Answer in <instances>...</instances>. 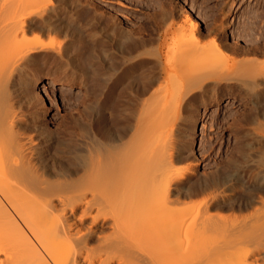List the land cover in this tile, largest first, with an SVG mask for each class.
Masks as SVG:
<instances>
[{
	"label": "bare ground",
	"instance_id": "6f19581e",
	"mask_svg": "<svg viewBox=\"0 0 264 264\" xmlns=\"http://www.w3.org/2000/svg\"><path fill=\"white\" fill-rule=\"evenodd\" d=\"M80 1L0 0V264H264V9L135 0L133 30ZM45 80L80 91L55 127Z\"/></svg>",
	"mask_w": 264,
	"mask_h": 264
},
{
	"label": "rangeland",
	"instance_id": "374dc122",
	"mask_svg": "<svg viewBox=\"0 0 264 264\" xmlns=\"http://www.w3.org/2000/svg\"><path fill=\"white\" fill-rule=\"evenodd\" d=\"M82 1L84 2L85 0H81L80 2L83 3ZM92 1L95 2V4L93 3L94 5L96 6L98 5L97 7L98 8L100 7V9L106 12L109 16L113 14L117 15L119 17L120 22H122L121 24L128 29L133 28L134 30L146 24V21L144 20L146 19L147 12L142 7H140L141 4H139L135 0H92ZM182 1L183 2L186 1L185 2L186 5L188 3H190L191 5V0H178L179 6L181 7L183 4ZM239 2H238V8L235 11V15L233 16V18L235 17L238 18L239 14L247 5L251 6V4H253L252 7L255 8L258 7L260 12H262L261 10L264 9V0H243V1L239 0ZM261 3L262 5H260ZM190 5L188 7H190ZM211 5H215V4H211ZM144 11L146 13H144ZM37 91H39L40 93ZM36 92L37 94L39 93L38 94V98L40 97L39 101L42 100L41 98H44L45 102H47L45 103L46 106L45 105L40 106L39 109L40 110L43 109L42 111H47L46 113L47 116L45 115L46 116L45 119L48 120V124L51 127H55V124L60 122L62 120L61 118L64 117L68 112H70V110L74 107V106L64 107L62 94L63 95L65 94L66 96L71 95L72 97L75 98L77 96L78 97L80 96V91L78 89L63 87L57 84H53L52 82H49L47 80L43 81L40 84V86L36 88ZM229 101L230 100L226 99L222 103V107L220 108L211 107L210 110L207 113H205L204 117L200 120L199 125L197 126V142L195 148L197 155L200 158L199 170L201 172H206V171L208 172V170H210L212 166L214 167V165L218 163L220 160L225 159V157L229 154V151H231L234 145L233 143L234 140L229 131L226 130L215 131L214 129L211 130L209 127V125H211L210 115L212 113L218 111L217 113L220 114V118H219L220 121L224 118V115L228 113L229 114L234 113L239 109L237 105L233 106V104L229 103ZM242 109H245L246 112H248L249 110L248 108H244V106ZM229 114L226 116H229ZM243 126H245L243 128L246 129L247 126L245 124H243ZM210 145L212 146V149Z\"/></svg>",
	"mask_w": 264,
	"mask_h": 264
}]
</instances>
